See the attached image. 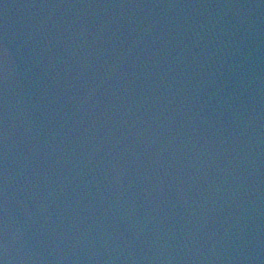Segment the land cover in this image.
Returning a JSON list of instances; mask_svg holds the SVG:
<instances>
[{"label":"water","instance_id":"1","mask_svg":"<svg viewBox=\"0 0 264 264\" xmlns=\"http://www.w3.org/2000/svg\"><path fill=\"white\" fill-rule=\"evenodd\" d=\"M0 264H264V0H0Z\"/></svg>","mask_w":264,"mask_h":264}]
</instances>
